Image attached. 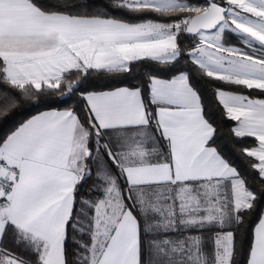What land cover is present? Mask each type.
Instances as JSON below:
<instances>
[{"label": "snow or ice", "instance_id": "snow-or-ice-1", "mask_svg": "<svg viewBox=\"0 0 264 264\" xmlns=\"http://www.w3.org/2000/svg\"><path fill=\"white\" fill-rule=\"evenodd\" d=\"M0 264H264V0H0Z\"/></svg>", "mask_w": 264, "mask_h": 264}]
</instances>
